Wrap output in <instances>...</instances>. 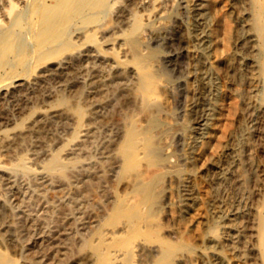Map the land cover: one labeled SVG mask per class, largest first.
<instances>
[{
  "label": "bare ground",
  "instance_id": "1",
  "mask_svg": "<svg viewBox=\"0 0 264 264\" xmlns=\"http://www.w3.org/2000/svg\"><path fill=\"white\" fill-rule=\"evenodd\" d=\"M174 2L175 0H0V12L8 21L7 25L2 24L4 26L0 28V41L12 36L13 50L17 55L20 52L30 54L35 50L38 52L51 50L64 38L73 36V33L80 38L89 35L91 31L129 24L134 6L149 10L148 13L142 14L147 20V26L162 24L167 18L169 19L168 16H171ZM114 4H117L115 6L117 10L111 19L108 15L111 14L109 11ZM187 5L191 26L178 18L176 38L181 46L188 40L192 41V46L188 45L184 48L190 53L191 63L197 69V72H194L196 85L193 86L191 117L189 116L192 124L189 132L186 131V139L189 141L186 150L189 172H185L188 173L187 177L197 181L196 188H193L197 194V204L189 206L179 219L178 208L175 209L172 205L163 206L161 202L163 195L168 197L174 195H172L175 192L172 191V183L175 176L183 170L179 169L182 166L177 163L175 151L171 150L170 137L175 135L172 133L176 130L174 125L177 123L174 124L175 120L170 116L171 103L168 86L165 83L167 80L158 75L154 69L159 50L154 48L149 49V52L146 50L147 53L142 51L140 45L145 29H140L137 36L126 43L132 52V62L139 71L138 78L133 82L134 88L140 93L137 97L141 98L143 103L144 121L137 120L139 117L135 115L136 119L128 121L130 123L122 131L123 133L121 132L119 141L116 139L115 143L117 150L115 152L119 156L116 160L120 161L122 168L119 169L120 178L117 176L116 178L119 181L124 180L122 182H125V189L124 191L121 189L120 193L117 191L115 196L111 194L114 198L107 202L108 206L104 200L103 203L105 202L107 206L105 209L97 213L92 210L97 225L92 230L91 237L82 241V246L84 245L88 250L82 255L79 254L80 256L76 255V259L70 261V264H193L195 248L197 253L206 257L213 255L219 262L228 259L229 264H264V0H188ZM16 6H19V9L13 17H10L9 12ZM64 55L67 56V60L68 54ZM203 69L213 78V87L208 90L203 73L198 71ZM15 84L23 86L25 79L15 78ZM3 89H5L4 85L0 86V91ZM64 101L65 98L63 104L68 103ZM67 109H69L67 106L64 107L65 111ZM79 109L81 110V105ZM137 112L140 114V111ZM181 129L184 133V128ZM93 142L102 152L104 149H114V146L112 147L114 141L111 144L105 143L106 141ZM57 154L50 163L46 161L48 164L46 163L45 169L48 170L45 171L48 174L52 173L49 179L53 182L62 181L61 185H64L67 180L74 187L71 199L59 205V213L67 217L66 215H74L79 205L78 198L89 197L97 189L100 190V186L104 185L102 181L104 173L100 174L101 171L98 170L101 168L98 165L95 171H92L94 166L90 165L83 166L85 168L79 170L74 169L75 165L80 167L78 162L90 159L92 155L90 152H75L69 158L65 156L67 160ZM105 173L108 178V171L105 170ZM182 176L185 177V174ZM30 183L33 187L30 192L38 189L36 195L39 194L42 186L34 180H30ZM193 189H189L187 199L193 198L191 193ZM33 191L30 196L33 195ZM95 194L96 192L92 195ZM36 195H33V198H36ZM36 204L34 203L33 206ZM180 208L182 211L183 207ZM95 210L97 211L96 208ZM163 211L167 220L177 222L179 225L172 227L171 230L175 241L166 237L165 233L168 231H162L164 224L167 223H164V218L161 219L159 216ZM4 215V211L0 213L2 243L7 236L6 230L1 229ZM55 215L52 213L45 215L44 223H41L47 225L54 223L56 227L61 226L62 232L63 229L72 230L71 228L78 227L77 219L66 222L60 216L58 217L61 220L57 219ZM90 215L91 213L88 216ZM38 223L40 224V221ZM29 226H27L28 230H30ZM31 226L34 228V225ZM193 238L198 242L197 247L195 244L194 246L190 244ZM66 240L69 239L65 238ZM56 242L57 240L54 239L51 244ZM69 246L71 247L72 244ZM5 248L0 246V264H11L13 260L15 261L12 259L14 256H10ZM46 249L44 261H42L44 256L42 259L41 256L31 262L25 261L24 264H56L57 261L53 262L54 253L49 251L51 246ZM71 252L72 250L68 254Z\"/></svg>",
  "mask_w": 264,
  "mask_h": 264
},
{
  "label": "rangeland",
  "instance_id": "2",
  "mask_svg": "<svg viewBox=\"0 0 264 264\" xmlns=\"http://www.w3.org/2000/svg\"><path fill=\"white\" fill-rule=\"evenodd\" d=\"M187 3L188 0H175L173 3L175 6L173 5L172 8L174 14L172 12V14H170L171 16H168L169 19L167 18L165 22L163 21L162 24H159L161 26L156 25L153 27L146 25L147 20L144 19L145 16L142 15L148 13L149 10L140 7L136 8V6H134V10L132 9L133 11L131 14L132 19L129 24L115 25L104 30L91 31L89 32V35L80 38L76 37L73 33V36L71 35L68 38H64L55 48L42 52L35 50L30 54L20 52V54L17 55L13 50L14 45L12 36L3 38V40L0 41V86L4 85L5 88L3 89L4 91H0V213L4 211L5 217L1 229H3V231L6 230L7 235V241L6 239L3 240V243L1 241L0 246L3 249L6 247L5 249L8 251L7 253H9L10 256L15 257L12 258L15 259V261L13 260V263L11 264H24L25 261L31 262V260L41 256V259L44 256L42 260L44 261L46 257L45 252H47L46 248L50 246L51 249H49V251L56 256H53L55 259H53V262L57 261L56 264H70L69 262L76 259L75 257L82 255L88 250L87 247H84V245L82 246V241L87 237H91V232H93L92 230H94L97 225L93 215L99 210L105 209L108 206L109 200L114 198L113 196H115L114 194H116L117 191L118 193H120L121 189L124 191L125 182H122L124 180L120 179L119 181L118 178H116V176L120 178L119 173L121 171H119V169L121 170L122 168L119 164L120 161L116 160L119 159V156L117 155L118 153H116L117 150L115 149V143L116 139L119 141V138L123 133L122 131H124L130 123H128V121L133 120V118L136 119L135 115L139 117L137 120L141 122L144 121V117L142 116L143 103L141 102V98L137 97L140 96V93L134 88L133 82L138 78L139 74L137 75V73H139V71H137V68L132 62V52L128 43H126L127 41H130V39L135 38L140 29H145L144 35L146 34L145 36L143 35L142 46L140 45L142 51L144 50L146 52L147 50V52H149V49L152 50L154 48L159 50L158 56L156 57L157 66L155 65L154 69L158 75H161V77L163 76L164 80H167L165 83L168 86L171 103V112L170 110L169 112L172 119L176 122L172 119L171 120L174 121V124L177 123L180 125L173 124L174 129L178 131H173L174 133H172V135H175L170 137V142L172 145L171 150L173 152L175 151L174 153L176 154L175 158L177 163L179 166H182L179 167V169L181 171L183 170L184 173L181 172L182 174H177L176 176H179L178 178L175 176L174 182L172 183V191H175L172 195H174L171 197L163 195L164 197H162L161 200H165H162L161 202L163 206L172 205L175 209L178 208V211H176L178 218L180 217L179 219H181L186 213L185 211L189 206L195 203L197 204V194L193 189L196 188L197 185H195V182L197 184V181L195 179L194 181L192 178L190 179V177H187L188 173H185L189 172L187 171V169L189 170V165L186 161L188 160V151L186 152V150H188L189 141L186 138L190 125L192 124L190 107L193 100V86L196 85V73L194 72H197V69L194 64L192 65L191 55L186 49L188 45H193L192 41L190 40L189 42L188 40L185 44L182 43V45H184L181 46V43H177L178 41L176 38L178 35L177 24L179 19H182L185 21L183 22L181 20L183 23L191 26ZM115 6H117V4H114L109 11L111 14H109L108 17L111 19L114 17L117 10V7ZM18 9L19 6H16L11 12H9L10 17H13ZM6 23H8L6 17L0 12V28ZM125 25L128 26L126 27ZM141 26L146 27L142 28ZM64 54H68L67 60V56ZM59 55L60 58H58ZM54 62L55 64H53ZM198 71H200L201 74L203 73L202 76L207 83V90L212 88L213 78L210 77L209 73L205 71V69ZM15 78H24L25 85L17 86V84H15ZM127 88H129V90H127ZM98 97L102 98V100ZM64 98V102L67 101L69 105L68 103L63 104ZM80 105L81 110L79 109ZM66 106L69 108L67 111L64 110V107ZM138 107L141 108L139 109ZM133 111L137 114H134ZM137 111H140V114ZM189 121L190 123H188ZM99 122L100 124H98ZM178 127H183L184 133L183 129H181V131ZM92 133L95 134V136L98 134L97 137L95 138ZM89 140H91L92 143ZM93 141L100 143L106 141L105 143L107 144H111L114 141L112 144L114 149L111 148L112 151L110 152L109 150L111 149H104L103 153L100 149L98 150V148H96V143ZM84 151L92 154L90 159L83 160L82 162L80 161L81 163L78 162L77 164L80 165V167L75 165L74 169L79 170L90 165L94 166L92 171H95L99 166L101 168L98 170L99 172L101 171L100 174H106L105 170H107L109 179L106 177L107 175L103 174L102 178L104 179L105 177L104 180L102 179L104 185H101L100 188L98 187L100 190L97 189V191H95L96 194L99 195H92L95 193L93 192L91 194L93 197H91V195L89 197L81 196V198H78L79 205L75 209L74 215L70 214L69 216L66 215L67 217H64V214L59 213V205L61 206L64 204L62 202L67 203V201L71 199L70 196L72 195L71 192L74 191V187H72L67 180L64 185H61L62 181H57V183L53 182L49 179L52 177V173H49V175L47 171H45L48 169L45 168L57 153L59 154H57L58 156H62V158L66 159L65 156L69 158V156L71 157L75 152L84 153ZM113 152L115 153L113 154ZM47 160L48 163L46 162ZM105 165H108V167H104ZM17 170L18 172H16ZM184 174L185 177L182 176ZM115 178L116 180H114ZM179 178L183 182L180 181ZM30 180H34V182L42 186L37 195L36 192L38 189L35 192L32 190L34 192L33 195H36V198H33V195L30 196V193L32 192H30L32 187L30 185ZM60 180H62V178H60ZM177 181L178 183H176ZM61 186H63V188ZM190 188L193 189L191 191L193 198L187 199ZM44 191L47 193H44ZM100 191H102V193H99ZM184 193L187 194L185 195ZM107 199L108 201H106ZM104 200L106 203L108 202L107 206L105 205V202L103 203ZM38 202L40 203L38 204ZM172 202L173 204H171ZM34 203H37L36 205H38H34L35 208L33 206ZM4 204H6V209L4 208ZM92 204L95 206L93 205L92 207ZM39 205L41 206L39 207ZM52 207L53 209H51ZM180 207H183L182 211H180ZM92 210L95 211V213ZM6 211H8L7 214ZM55 211H57V214H61V216L56 214L57 217L60 216L66 222L73 220L74 218L77 219L78 227L71 228L72 230L63 229L62 232L61 226H57L58 229L54 223H51V225L42 224L44 223L45 217L51 213L52 215H55ZM89 211L92 216H88L90 214ZM165 214L164 211L160 213V218L167 220ZM61 218L59 220H61ZM164 219V223H167L164 224L162 231H168L165 233L167 235L166 237L175 241V237H173L174 233L171 235V230L172 227H178L179 225L177 222H171L169 220L165 221ZM64 220H62L61 223H63ZM39 221L40 224L38 223ZM24 222H26V224ZM175 223L176 225H174ZM38 224L41 226L39 227ZM31 225H34V228ZM27 226H29L30 230H28ZM37 228L39 230H37ZM30 231L33 232L31 233ZM64 237L71 241L68 242L69 240H66V242ZM54 239L57 240V244H51ZM71 244L73 249L69 246ZM190 244H195L196 246L198 245V242L193 238L190 240ZM8 247L9 249H7ZM67 249L70 251L72 250L71 254H68L70 251H67ZM193 252L196 253L193 257V264H229L227 262L228 259L219 262L215 256L213 257V255L206 257L197 253L198 251H196V248ZM25 256L28 257L25 258Z\"/></svg>",
  "mask_w": 264,
  "mask_h": 264
}]
</instances>
